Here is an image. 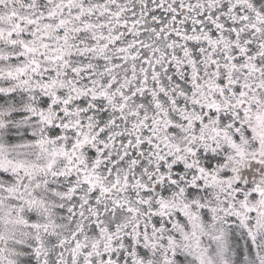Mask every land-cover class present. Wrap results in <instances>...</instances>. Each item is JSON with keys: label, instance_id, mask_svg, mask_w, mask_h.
<instances>
[{"label": "snow or ice", "instance_id": "obj_1", "mask_svg": "<svg viewBox=\"0 0 264 264\" xmlns=\"http://www.w3.org/2000/svg\"><path fill=\"white\" fill-rule=\"evenodd\" d=\"M0 264H264V0H0Z\"/></svg>", "mask_w": 264, "mask_h": 264}]
</instances>
